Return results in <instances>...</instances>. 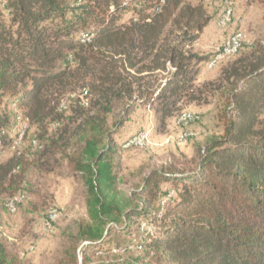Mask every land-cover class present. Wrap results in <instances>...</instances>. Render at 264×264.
Returning <instances> with one entry per match:
<instances>
[{
	"label": "trees",
	"instance_id": "16d2710c",
	"mask_svg": "<svg viewBox=\"0 0 264 264\" xmlns=\"http://www.w3.org/2000/svg\"><path fill=\"white\" fill-rule=\"evenodd\" d=\"M209 20L190 0H0V202L56 153L86 186L88 221L54 264H264V46L223 70V131L191 168L152 167L117 189L112 103H157L163 118L199 99L191 46ZM113 227L130 238L104 246ZM0 264L24 263L0 244Z\"/></svg>",
	"mask_w": 264,
	"mask_h": 264
},
{
	"label": "rangeland",
	"instance_id": "374dc122",
	"mask_svg": "<svg viewBox=\"0 0 264 264\" xmlns=\"http://www.w3.org/2000/svg\"><path fill=\"white\" fill-rule=\"evenodd\" d=\"M190 2L202 4L210 16L198 40L191 46L192 53L203 59L196 66L194 80L199 99L178 100L163 118L157 103L134 105L126 108L130 109L128 112L125 110L126 113H123L125 106L120 102L112 103L113 112L109 125L117 131L115 139L118 144L122 143L113 159L118 180L117 189L121 194L128 193L152 167L160 168L170 164L178 168L192 167V160L196 158L207 138L219 136L223 131V123L220 120L223 99L220 91H214V87L223 84V70L239 56L250 54L254 49L264 46V0ZM227 7L232 9L231 19L222 26L219 20ZM127 16L128 14H125L123 18ZM236 31H241L244 36L241 49L209 68V59ZM83 34L86 32L81 34L80 39ZM79 94L80 101H84L85 92ZM8 102V99L4 100L7 110ZM182 111L194 112L200 116L197 122L188 126L197 132L196 135L186 140L180 139L184 128L177 122V116ZM261 120H264V113ZM19 127L20 124L17 123L16 130ZM50 128L53 126L49 127V130H52ZM33 129L30 128V134ZM139 132L148 133V142L143 148L123 146L125 140ZM44 160L39 169L31 166L26 172L22 188L25 199L16 212L7 211L4 200L0 202V244L16 254L24 264H54L73 242L72 236L76 234L78 224L88 221L85 206L86 186L81 178L72 171L66 158L61 157L59 153L48 155ZM170 185L164 184L162 187L167 189ZM51 207L58 209L59 217L53 224V229L47 231L42 221ZM132 229L134 237L139 239L141 231L137 221L132 224ZM129 238L127 233L113 227L104 237V246L111 244L112 239L115 245L124 243ZM31 244L35 249L28 252L27 248ZM90 251V248L86 251L89 256Z\"/></svg>",
	"mask_w": 264,
	"mask_h": 264
},
{
	"label": "built area",
	"instance_id": "2783aa9c",
	"mask_svg": "<svg viewBox=\"0 0 264 264\" xmlns=\"http://www.w3.org/2000/svg\"><path fill=\"white\" fill-rule=\"evenodd\" d=\"M231 13L232 9L231 7H227V9L224 11L223 15L221 16L219 20V24L224 26L226 25L230 19H231ZM90 36L86 33L83 34L81 37V41L86 42L88 41ZM243 33L241 31H236L232 33L225 41L224 43L217 49L216 53L209 59L208 61V67H213L216 65L218 61L221 59L234 55L237 53V51L242 47L243 43ZM200 119V116L194 112L190 111H182L177 116V122L184 128L182 133L180 134L181 140H186L189 138H192L196 135L197 132H195L193 129H190L188 127L191 123L197 122ZM27 128V124L23 123L21 125V129L19 130V133L17 134L16 139L12 143V149L16 151V153L19 152L22 138L24 135V132ZM148 142V133L147 132H139L132 137L125 140L123 146L124 147H137V148H143ZM36 145V142H33ZM1 157V156H0ZM171 195L169 193L162 201L161 204H164L165 200ZM25 199V194L23 192L18 193L11 198H9L6 203L5 207L6 209L14 213L17 210V206L19 203H21ZM59 217V211L56 207H51L45 217L43 218L42 224L47 231H51L53 229V224L56 222V220ZM149 231V229H148ZM35 246L33 244L29 245L27 248L28 252L34 251Z\"/></svg>",
	"mask_w": 264,
	"mask_h": 264
},
{
	"label": "crops",
	"instance_id": "0c3cea01",
	"mask_svg": "<svg viewBox=\"0 0 264 264\" xmlns=\"http://www.w3.org/2000/svg\"><path fill=\"white\" fill-rule=\"evenodd\" d=\"M11 154V151L10 152H7L6 154H5V152L3 153V156L4 157H6V156H8V155H10Z\"/></svg>",
	"mask_w": 264,
	"mask_h": 264
}]
</instances>
